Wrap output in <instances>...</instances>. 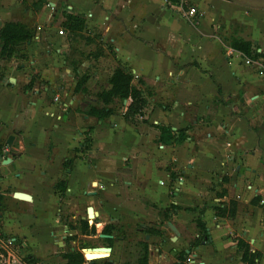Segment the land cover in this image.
I'll return each mask as SVG.
<instances>
[{"label": "crops", "instance_id": "0c3cea01", "mask_svg": "<svg viewBox=\"0 0 264 264\" xmlns=\"http://www.w3.org/2000/svg\"><path fill=\"white\" fill-rule=\"evenodd\" d=\"M6 4L0 0V16ZM48 5L50 12L60 9L83 20L88 33L97 32L147 104L132 120L124 116L128 100L107 118L84 113L103 105L76 96L70 70L63 68L62 75L58 70L65 60L49 75L40 62L47 55L34 45L39 32H33L31 19L22 20L31 30L24 42L28 62L18 63L17 70L0 69V185L7 197L29 196L16 199L32 209L28 231L57 230L62 222L55 220L54 206L62 197L82 194L90 201L94 191L106 190L108 174L134 166L152 150L159 163L148 184L157 206L168 203L167 216L177 224L205 225L207 238L195 234L201 244L186 251L194 264H246L239 240L260 254L255 264H264V74L260 58L246 64L247 57L230 46L241 38L264 50L257 47L264 48V0H48ZM50 12L38 14L36 23L50 21ZM4 21L0 17V28ZM52 39L60 51L67 46L62 34ZM30 65L38 76L32 78ZM98 75L95 70L92 77ZM87 87L98 92L93 81ZM162 127L173 137L159 140ZM88 207L83 221L90 218Z\"/></svg>", "mask_w": 264, "mask_h": 264}, {"label": "rangeland", "instance_id": "374dc122", "mask_svg": "<svg viewBox=\"0 0 264 264\" xmlns=\"http://www.w3.org/2000/svg\"><path fill=\"white\" fill-rule=\"evenodd\" d=\"M8 1L9 4L1 10L0 17L3 21L6 19L4 24L12 21L21 23L22 20L27 19L34 22L35 27L32 30L35 33L39 32V38L33 39L34 45L43 49V56L47 55L43 59L40 58V62L48 67L49 75L56 74V62L65 60V66L61 68L58 66L61 75L64 74V69L70 70L73 79L69 80H72V85L77 84L81 78L85 79V82L75 87L76 96L82 99L92 97L103 105L98 100L97 93L110 88L109 79L114 69L121 64L113 53L105 52L99 37L95 34L97 32L88 33L83 27L68 26L65 12L60 9L50 12L52 7L48 5V0ZM3 6L4 4H1V7ZM6 8L8 12L5 11ZM49 12L50 21L36 23L38 14L46 15ZM59 31H62L63 41L67 44L61 51L57 49L61 44H58L56 39H52L54 33L59 35ZM244 33L247 35L246 31ZM24 46V42H20L16 47L17 50L10 57H0V60L4 61L0 64L1 71L10 67L17 70L20 62H28L29 56ZM257 47L264 49L259 45ZM259 61L264 71L263 58ZM30 68L32 78L38 76V70L31 65ZM95 70L99 71V75L92 77ZM0 75H3V72H0ZM91 81L98 86L97 93L87 87L88 82ZM119 105L120 103H117L116 107ZM158 163L156 152L148 150L147 156L141 158L134 166L126 164L123 169L108 174V187L105 191H94L90 201L84 199L82 194L62 197L54 206L53 216L55 220L65 224L61 223L57 230L46 226L28 231L32 227L29 222L33 215L31 207L17 201L16 199H20L18 197L2 195L6 188L0 185V196L3 197L0 206V254L2 255L0 264H66L63 253L70 252L71 249L81 254L86 262L89 260L82 248L101 246H111L113 254L110 258L96 259L92 261L93 264H109L111 261L114 264H136L142 254L144 242L147 244V264H194V258L189 253L201 244L199 237L195 235L199 233V228L194 220H190L189 226L186 223L177 224L171 221L165 214L170 211L168 203L161 208L157 206L156 191L148 183L152 181L153 167ZM166 169L169 170V166ZM164 195L170 197L172 192L167 190ZM70 204L73 205V210H70ZM87 206H94L97 214L92 215L96 222H92L90 217L87 220L88 228H85L81 219H86ZM93 223L94 230L91 229ZM168 223L175 225L179 232L175 240H173L175 234ZM104 225H111L114 229L112 239L109 241L100 237ZM65 227L68 231H65ZM51 231H56V234L53 236ZM13 238L16 239L15 244L6 246L5 243ZM59 243L61 246L58 245ZM186 251L189 253L187 254Z\"/></svg>", "mask_w": 264, "mask_h": 264}, {"label": "trees", "instance_id": "16d2710c", "mask_svg": "<svg viewBox=\"0 0 264 264\" xmlns=\"http://www.w3.org/2000/svg\"><path fill=\"white\" fill-rule=\"evenodd\" d=\"M175 4H179V0H167ZM68 26L81 28L84 26V21L72 16L67 15ZM31 38V30L28 29L24 24L19 22H7L3 24L0 28V57H10L17 49L16 47L21 42H27ZM230 46L240 51L245 57L257 60L263 58L264 64V51L257 52L256 49H252L251 43L249 41L243 40L241 38L232 39ZM133 77L125 71L123 66H118L114 69L110 79V88L107 90H102L98 93V99L103 104L102 108H96L93 106H88L85 109L86 114L95 116L98 119L107 118L114 113V105L117 103L122 104L123 100H128L129 103L126 106V111L124 116L127 120H132L136 115L141 114L143 108L147 104V99L144 94L136 89L132 85ZM85 82V79L81 78L78 81L77 87ZM169 129L161 128V137L159 140L172 138L173 135L170 134ZM90 139H86L85 142H89ZM60 191H62L63 186L61 185ZM3 197L0 196V206L2 204L1 200ZM173 208V206H172ZM168 215V213H165ZM230 214L233 215V208L230 209ZM84 227L88 228L87 221H83ZM197 227L199 228V233L201 239L207 238V232L204 223L200 220L197 221ZM94 230V225L91 227ZM113 227L111 225H105L102 228L101 233L106 235H112ZM238 248L242 252V260L246 264H255V259L260 257L258 252H250L249 246L245 242L239 240ZM183 251L182 254H184ZM66 259V264H93L91 261H84V258L79 253L68 252L64 255ZM148 254H147V244L143 243L142 254L138 257L136 264H147ZM178 264V263H177Z\"/></svg>", "mask_w": 264, "mask_h": 264}, {"label": "water", "instance_id": "95a60500", "mask_svg": "<svg viewBox=\"0 0 264 264\" xmlns=\"http://www.w3.org/2000/svg\"><path fill=\"white\" fill-rule=\"evenodd\" d=\"M13 140H14V136L9 135L7 137V139L5 141V144H6V146L8 148H10L12 146ZM0 157H1V155H0ZM15 197H18L20 199H28L29 198V196H27V195H25L23 193H17L15 195ZM87 213H88V217H92V215L97 214L93 210L92 206H89L87 208ZM168 226L174 232L175 236L173 237V240H175L177 238V236L179 235V232L177 231L176 227L172 223H169ZM100 236L103 237V238H112V235H103V234H101ZM146 239H148V237H146ZM89 250L98 251V252H100V254L88 253L87 251H89ZM82 251L86 255L87 260L94 261L96 259H99L101 257L106 256L107 253L110 251V248L109 247H99V248H92V249L91 248H83Z\"/></svg>", "mask_w": 264, "mask_h": 264}, {"label": "built area", "instance_id": "2783aa9c", "mask_svg": "<svg viewBox=\"0 0 264 264\" xmlns=\"http://www.w3.org/2000/svg\"><path fill=\"white\" fill-rule=\"evenodd\" d=\"M190 11L193 13L194 12V9L193 8H191L190 9ZM59 34H62V31H59ZM245 63L246 64H251V63H255V64H257V61L256 60H251V59H249V58H246L245 59ZM260 66V70H259V74H264V71H263V66L261 65V64H259ZM15 242H16V239H10V240H8L5 244H6V246H11V245H14L15 244ZM2 257V255L0 254V258Z\"/></svg>", "mask_w": 264, "mask_h": 264}, {"label": "flooded vegetation", "instance_id": "af4514ba", "mask_svg": "<svg viewBox=\"0 0 264 264\" xmlns=\"http://www.w3.org/2000/svg\"><path fill=\"white\" fill-rule=\"evenodd\" d=\"M82 221V220H81ZM92 222H96V219H94ZM63 224H65V222H62ZM94 223H93V225H94ZM92 227V226H91ZM66 228V227H65ZM65 231H68L67 230V228H66V230ZM102 234V233H101ZM100 234V235H101ZM103 235H106V234H103ZM63 237H65V235L63 236ZM101 237V236H100ZM101 238H103V237H101ZM104 240H107V241H109V240H111L112 238H103ZM59 246H61V244L59 243L58 244ZM101 247H105V246H101ZM94 248V247H93ZM96 248H99V247H96ZM109 248H110V251L107 253V255L106 256H104V257H101V258H110L111 256H112V254H113V248L111 247V246H109ZM83 249V248H82ZM69 252V251H68ZM68 252H65V253H63V259L65 260V263H66V259L64 258V255L66 254V253H68ZM70 252H73V253H75L74 252V250L73 249H71V251ZM92 262V261H91ZM109 264H114V263H112V261L109 263Z\"/></svg>", "mask_w": 264, "mask_h": 264}, {"label": "bare ground", "instance_id": "6f19581e", "mask_svg": "<svg viewBox=\"0 0 264 264\" xmlns=\"http://www.w3.org/2000/svg\"><path fill=\"white\" fill-rule=\"evenodd\" d=\"M94 248H96V247H94ZM92 249V248H91ZM88 253H95V254H100V252H98V251H92V250H89V251H87Z\"/></svg>", "mask_w": 264, "mask_h": 264}]
</instances>
